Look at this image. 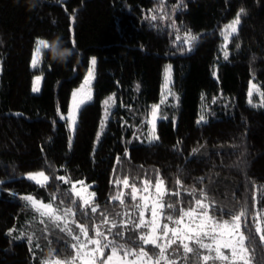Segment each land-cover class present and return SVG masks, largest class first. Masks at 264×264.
Wrapping results in <instances>:
<instances>
[{"label":"trees","instance_id":"1","mask_svg":"<svg viewBox=\"0 0 264 264\" xmlns=\"http://www.w3.org/2000/svg\"><path fill=\"white\" fill-rule=\"evenodd\" d=\"M164 3L171 12L180 0ZM184 4L172 18L181 37L186 30L199 37L190 52L177 50L169 21L158 20L153 27L146 19L159 7L156 0H43L33 11L24 0L19 5L0 0V264H40L49 253L60 254L63 244L55 237L51 248L40 239L37 249L34 239L31 250L26 236L15 238L33 232L40 236L43 227L33 223L36 214L20 197L32 195L48 203L52 194L57 205L63 200L61 207H71V197L65 195L69 185L57 181L58 176L90 185L98 212L109 218L132 209L129 189H124L126 206L110 200L117 175L140 187L145 178L155 183L159 173L171 191L179 180L180 197H165L172 203L179 199L178 207L188 206V192L195 189L199 197L203 189L215 204V214L224 219L228 216L220 209L251 206L252 183L264 185V107H252L247 96L251 80L264 91V0ZM240 7L247 14L238 35L228 42L229 58L224 60L220 31ZM73 33L78 55L66 66L45 55L42 71L30 67L37 38L60 35L72 47ZM92 57L97 60L93 100L82 106L69 148L70 131L60 117L68 112L72 92L82 84ZM167 63L173 66L171 86L179 103L173 106L168 98L161 104L167 119L156 122L159 140L148 143L150 125L144 121L151 106L161 101ZM37 74L43 75V83L35 94L31 89ZM111 94L116 104L97 142L102 102ZM201 113L208 118L197 123ZM29 171L46 172L47 187L28 180L24 173ZM75 211V219L88 224L92 235L87 217ZM125 232L126 237L133 235ZM69 255L64 249L60 258ZM262 255L257 242L253 264H264Z\"/></svg>","mask_w":264,"mask_h":264},{"label":"snow or ice","instance_id":"2","mask_svg":"<svg viewBox=\"0 0 264 264\" xmlns=\"http://www.w3.org/2000/svg\"><path fill=\"white\" fill-rule=\"evenodd\" d=\"M60 2L63 3V0ZM156 2L159 7L153 9V14L147 16L146 19L152 22L153 27H157L158 20L160 22L168 20V27L176 33L177 50L192 51V41L199 37L187 30L181 37L180 29L172 18L175 12L182 11L186 7L184 0H180L171 12L165 10L164 0H156ZM246 14V10L240 7L235 18L224 25L220 31L224 39V44L221 46L224 60L229 58L227 44L233 36L238 35L241 18ZM72 19L74 22L75 17L73 16ZM71 44L76 48L74 33ZM42 47L46 48L47 42L42 38H37L34 41L30 60L32 69L42 71L40 68L44 57L41 53ZM90 64L91 67L88 68L83 83L72 92V103L68 115L60 117L66 121L70 131L69 148H71V138L76 131L79 112L82 106L93 100L92 81L95 79L97 64L95 57L91 58ZM41 80V76L35 77L32 92L40 91ZM171 84V65H168L164 70L161 101L151 106L144 121L145 124L150 125L146 133L148 143L159 140L156 134L157 120L167 119L160 113L161 104L166 103L167 98L172 96L177 102L173 106L178 105L179 97L172 91ZM254 93L260 98L259 104L253 102ZM247 96L248 103L252 107H264V91H261L258 84L250 83ZM102 103L104 117L100 122L97 142L116 104L115 96H109ZM204 122H206L204 115H201L197 123ZM134 138L139 139V136ZM116 162L120 163L119 157ZM26 178L41 188H46L50 180L44 171L29 173ZM55 179L69 185L65 195L71 197L69 200L71 207H61L63 200L60 201V205H57L55 203L57 197L52 194H50L48 203L32 195L20 197L25 202L24 207L36 214L33 217V223L43 227L38 229L40 236H36L33 232L31 234L22 233L15 238L24 239L26 236V242L31 250L34 239L37 249L40 248V239L47 241V246L51 248L52 237H55V242L63 244L60 254L64 249L71 252V255L63 259L60 258V254L53 252L48 258L42 259L40 264H208L209 261L212 264H253L257 242L264 253V206L260 204L261 200H264V185L257 186L250 182L252 183L251 206L242 205L236 210L220 209L221 213L228 216L224 219L223 215L218 217L215 214V204L209 201L207 192L203 189L199 197L195 189L188 192L192 200L186 208L178 207L179 199L176 203H172L167 202L165 197H180L182 185L179 180L176 181L177 189L171 191L159 173L156 175L155 183L145 178L139 181L140 187H137L135 180L130 182L128 177L121 179L117 175L113 181L116 192L110 200L126 206L124 189H129L127 198L131 202L132 209L135 210V215L131 210L116 212L110 219L106 212H98L99 205L94 203L95 193L87 192L90 185L85 184L84 181L73 182L65 176H58ZM75 209H79L80 215L87 217L91 223L92 235H89L88 224L79 223L75 219L77 214ZM97 215L99 216L98 222ZM116 217L120 219L117 220ZM114 229L118 230L113 231ZM125 229L133 235L126 237ZM13 231L15 229L10 230L9 235ZM128 241L131 243L129 244ZM261 258L264 260V255Z\"/></svg>","mask_w":264,"mask_h":264},{"label":"clouds","instance_id":"3","mask_svg":"<svg viewBox=\"0 0 264 264\" xmlns=\"http://www.w3.org/2000/svg\"><path fill=\"white\" fill-rule=\"evenodd\" d=\"M19 5L20 0H15ZM43 0H24V4L28 11H33L42 5ZM47 42V47L41 48L43 56L47 55L50 60L61 66H66L70 60L78 53L75 48L69 47L67 42L60 35H54L52 38H42ZM51 255V253H49Z\"/></svg>","mask_w":264,"mask_h":264},{"label":"rangeland","instance_id":"4","mask_svg":"<svg viewBox=\"0 0 264 264\" xmlns=\"http://www.w3.org/2000/svg\"><path fill=\"white\" fill-rule=\"evenodd\" d=\"M234 19V18H233ZM232 19V20H233ZM231 20V21H232ZM168 20H164L163 21V23H165V22H167ZM230 21V22H231ZM194 46V43L192 44V47ZM93 58V57H92ZM96 58V57H95ZM168 65H171V80H173V69H172V64L171 63H167L166 65H165V68L168 66ZM90 67H91V64H90ZM165 68H164V70H165ZM37 75H39V76H41L42 77V80H41V82H40V85H39V87H40V91L39 92H35V94H38V93H40L41 92V89H42V83H43V75L42 74H37ZM37 75H35V77L37 76ZM87 75V74H86ZM85 75V76H86ZM35 77L33 78V83H32V87H33V84H34V81H35ZM95 78H96V66H95ZM94 82H95V79L92 81V93H93V95H94ZM83 83V82H82ZM250 83H256V82H254L253 80H251L250 81ZM257 84V83H256ZM259 86V85H258ZM80 87V86H79ZM79 87H77V88H79ZM249 87H250V84H249ZM77 88H75L73 91H75ZM171 88H172V86H171ZM34 93V92H33ZM114 94H111V95H109V96H113ZM176 95V94H175ZM253 95H256V97H258V99H253V102L254 103H257V104H259V102H260V98H259V96L256 94V93H254ZM109 96H107L106 98H108ZM255 96H253V98H254ZM105 98V99H106ZM169 98V100H170V104L171 105H176V101L174 100V98L172 97V96H169L168 97ZM168 98H167V100H168ZM104 99V100H105ZM172 100V101H171ZM71 103H72V95H71V100H70V105H69V109H70V107H71ZM178 103H179V101H178ZM114 108V107H113ZM113 108H112V110H113ZM112 110H111V113H112ZM68 112H69V110H68ZM68 112L66 113V114H63V116H67L68 115ZM201 115H204V118H205V120H207V116L204 114V113H201ZM200 115V116H201ZM200 116H199V118H200ZM103 117H104V108H103V116H102V119H103ZM110 118V117H109ZM109 120V119H108ZM159 120V119H158ZM157 120V121H158ZM199 120V119H198ZM102 121V120H101ZM107 124H108V121H107ZM106 127H107V125H106ZM106 127L104 128V131H105V129H106ZM99 130H100V128H99ZM104 131H103V133H104ZM102 133V134H103ZM102 134L100 135V138L102 137ZM99 138V139H100ZM196 154H199L200 155V153H197V152H195ZM34 172H37V171H29V172H26V173H24V176L26 177L27 176V174H29V173H34ZM46 173V172H45ZM46 175H48L47 173H46ZM49 176V175H48ZM77 187L79 188V185H77ZM87 192L88 193H92L93 192V190L89 187L88 188V190H87ZM87 194V193H86ZM134 209H131V211H133ZM126 211H129V210H125L124 212H126ZM69 219H71V218H69ZM110 219H112V218H110ZM117 220H119L118 218H116ZM125 219H127V217H125ZM74 227V226H73ZM89 235H90V232H89ZM173 247H175V246H173ZM208 264H212V262L211 261H209L208 262Z\"/></svg>","mask_w":264,"mask_h":264}]
</instances>
